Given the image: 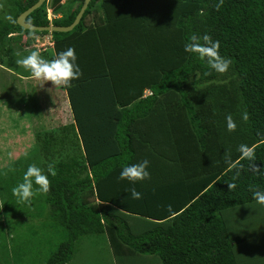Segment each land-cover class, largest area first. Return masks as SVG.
<instances>
[{
    "label": "trees",
    "instance_id": "16d2710c",
    "mask_svg": "<svg viewBox=\"0 0 264 264\" xmlns=\"http://www.w3.org/2000/svg\"><path fill=\"white\" fill-rule=\"evenodd\" d=\"M38 1L0 0V57L23 35H49L17 24ZM77 1L50 0L26 22L49 26L50 6L61 16L53 25L69 27ZM193 34L219 42L226 73L184 52ZM52 39L41 56L73 47L82 73L62 87L72 122L38 134L40 155L0 169V264H69L91 236L107 239L117 264H264V206L253 199L264 191V0H92L72 32ZM44 156L56 173L49 191L18 201L12 188ZM143 159L149 179H119Z\"/></svg>",
    "mask_w": 264,
    "mask_h": 264
},
{
    "label": "rangeland",
    "instance_id": "374dc122",
    "mask_svg": "<svg viewBox=\"0 0 264 264\" xmlns=\"http://www.w3.org/2000/svg\"><path fill=\"white\" fill-rule=\"evenodd\" d=\"M69 3L67 1L63 5L67 6ZM3 9L4 7L1 6L0 15L2 14V19L5 20L6 11ZM52 16L56 19L61 18L53 14ZM48 17H50L49 12ZM50 39H52L51 35H23L19 44L12 46L15 55L9 53L10 49L1 53L4 54V58L0 57V169L10 167L19 158L24 156L26 158L29 154L40 155L42 146L41 141L36 139L38 134L55 132L72 122L67 96L62 91L63 84L54 85L50 81L28 77L29 71L17 65L12 59L18 54L28 55L32 51L43 54L44 47L51 48L48 45ZM48 51H51L50 54L53 53L52 49ZM23 91L27 93L26 96L23 95ZM9 153H12L11 158ZM27 163L28 160L25 164ZM41 163L45 164L42 167L44 169L47 166L45 156ZM89 201L93 202L92 198ZM4 226L8 227V225ZM17 232L24 234L26 231L19 227ZM6 236L8 239H13L16 233ZM28 261L33 260L29 258ZM69 264H117V262L107 239L91 236L84 238L78 245L74 259Z\"/></svg>",
    "mask_w": 264,
    "mask_h": 264
},
{
    "label": "clouds",
    "instance_id": "9594fccd",
    "mask_svg": "<svg viewBox=\"0 0 264 264\" xmlns=\"http://www.w3.org/2000/svg\"><path fill=\"white\" fill-rule=\"evenodd\" d=\"M49 1L50 0H47L46 3H49ZM67 1L69 0H63L62 5ZM79 2H82L83 6L84 0H78L74 3V10L78 7ZM48 12L50 13V17H48ZM52 14L54 16H58L54 14L53 9L49 6L47 9V18L50 25H53V21L57 20L56 18H53ZM8 19L11 20V17ZM48 34L52 37L53 33ZM12 36L16 37L17 35ZM48 45H50V49H54V42L52 39L49 40ZM219 47V42L212 40L210 36H197L193 34L184 44V52L194 55L199 60L204 61L215 73L224 74L229 70L231 60L229 58L222 57L219 54ZM50 49H48V46L44 47V53ZM15 62L17 65L22 66L25 70H28L32 78L46 82L50 81L54 85L69 84L71 81L78 79L82 74L80 66L77 63L75 49L73 47H67L66 49L58 52L56 56L50 60L43 58L38 51H32L23 58L17 59ZM148 95H150V92H146V96ZM241 119H248L246 112L241 114ZM225 121L227 131H235L237 124L232 115H227L225 117ZM237 151L240 153L241 159H247L249 161L253 159V149L250 146L240 144ZM11 156L12 153H9L10 158ZM149 166L150 161L148 159L127 164L121 168L119 179L122 181L126 180L133 185L137 182L145 181L150 178V173L148 171ZM10 171H14V169H10ZM55 174V168L52 163L47 165L46 172L36 164H29L23 173L22 182L12 188V193L18 198V201L30 203L35 192L47 193L49 191L50 182L48 177L49 175L55 176ZM34 185L37 187L34 188ZM227 185L230 190L237 187L234 182L228 183ZM130 195L132 199L138 200L141 198V193L134 187L130 189ZM253 199L258 205L264 206V191L254 190ZM168 211L171 212L170 206Z\"/></svg>",
    "mask_w": 264,
    "mask_h": 264
},
{
    "label": "water",
    "instance_id": "95a60500",
    "mask_svg": "<svg viewBox=\"0 0 264 264\" xmlns=\"http://www.w3.org/2000/svg\"><path fill=\"white\" fill-rule=\"evenodd\" d=\"M92 0H84L83 6L78 13L77 17L75 18V21L73 24L69 27H61V26H53L50 25L48 27H37L34 25H31L26 22L27 18L36 10L40 9L46 2L47 0H39L34 6L29 8L27 11L22 13L18 19H17V24L24 30L26 31H31V32H46V33H70L72 32L82 21L83 16L88 9V6Z\"/></svg>",
    "mask_w": 264,
    "mask_h": 264
},
{
    "label": "crops",
    "instance_id": "0c3cea01",
    "mask_svg": "<svg viewBox=\"0 0 264 264\" xmlns=\"http://www.w3.org/2000/svg\"><path fill=\"white\" fill-rule=\"evenodd\" d=\"M68 101V100H67ZM69 105V104H68ZM152 122H158L157 120H155V121H152ZM156 125V124H155ZM154 125V126H155ZM151 132H153V134H154V132H155V136H157L158 135V132H159V130H157V129H151Z\"/></svg>",
    "mask_w": 264,
    "mask_h": 264
}]
</instances>
